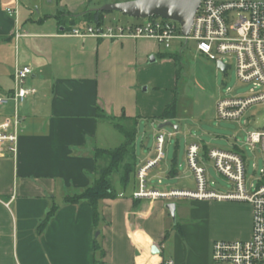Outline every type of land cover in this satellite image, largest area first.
<instances>
[{
	"label": "crops",
	"instance_id": "obj_1",
	"mask_svg": "<svg viewBox=\"0 0 264 264\" xmlns=\"http://www.w3.org/2000/svg\"><path fill=\"white\" fill-rule=\"evenodd\" d=\"M119 1L0 0V95L13 90L18 66L32 67L26 86L36 89L20 106L16 153L0 156V264H213L216 240L252 236L253 207L242 201L136 198L139 168L156 155L137 164L117 197L99 201L97 220L87 200L66 202L67 194L99 176L94 149L110 148L102 125L115 128L114 120L123 116H139V126L143 119L154 124L178 115L177 105L174 115L161 118L178 93L177 60L164 55L180 49H164L154 38L64 35L70 30L59 23L61 11L80 16ZM11 115V107L0 108V120ZM165 161L148 169V188H196L193 171L182 172L176 154L171 166ZM180 199H191L193 207L180 206ZM169 202L182 221L174 224L178 230L166 256ZM54 203L56 213L40 230Z\"/></svg>",
	"mask_w": 264,
	"mask_h": 264
},
{
	"label": "built area",
	"instance_id": "obj_2",
	"mask_svg": "<svg viewBox=\"0 0 264 264\" xmlns=\"http://www.w3.org/2000/svg\"><path fill=\"white\" fill-rule=\"evenodd\" d=\"M15 11V8H8L9 13ZM64 35L111 40L154 38L166 49L178 44L181 47L180 52L193 40L198 52L216 63H224L222 56L233 54L239 78L244 82L253 83L245 97L220 99L217 102L219 117L237 118L242 116L251 104L264 101V0H202L187 36L182 33L177 21L158 16L142 18L138 22L122 23L111 20L103 24H81ZM21 36L20 32H16L17 38ZM32 72L30 65L18 66L13 75V90L0 95V108H12V115L0 120V156L17 151L21 130L20 106L30 95L36 93L35 88L26 86ZM156 139V157L139 168V187L134 196H182L199 200H235L251 203V238L216 240L213 244V264H264V167L261 179L254 188H248L247 157L244 152L217 147L205 150L200 143L192 142L187 148V159L195 176L196 188L173 189L168 192L150 189L147 186V171L166 157V134L159 131ZM247 142L252 149L259 145L264 155V127L250 132ZM207 161H211L217 172L232 182L233 189L228 192L211 189L205 165ZM167 264H172V261Z\"/></svg>",
	"mask_w": 264,
	"mask_h": 264
},
{
	"label": "rangeland",
	"instance_id": "obj_3",
	"mask_svg": "<svg viewBox=\"0 0 264 264\" xmlns=\"http://www.w3.org/2000/svg\"><path fill=\"white\" fill-rule=\"evenodd\" d=\"M106 16L107 21L118 20L122 23L138 22L142 19L118 11L107 12ZM163 48L165 49V47ZM180 48L178 44L172 46L173 50L176 49L175 51H178ZM222 59L225 64L231 65L226 72L220 69L215 61L199 53L195 41H189L182 52V58L178 64L179 74L176 80L178 85V115L176 118L170 120L178 128L166 126L159 129L158 126L161 122L152 124L145 119L141 120L138 126L136 141L138 163L149 156L157 154L156 136L159 131L166 134V161H169L168 163L171 166L176 154L177 165L182 172L185 169L191 170L187 159V148L191 142L195 141L209 148L217 147L223 149H232L237 145V147L244 151L247 157L246 180L248 188H254V185L262 177L264 155L259 145L255 149H252L247 139L250 132L264 127V101L251 104L247 111L237 118L219 117L217 114V102L220 99L226 97H245L253 87V83L244 82L239 78L236 69V59L233 54L224 55ZM102 129L109 136V141H107L105 146L116 147L122 143L123 135L111 124L107 126L102 125ZM130 160L129 157H126L119 167L120 170L112 175L113 184L117 190L118 188H123L119 182L120 175L123 174V168H126L127 162ZM205 165L208 169L211 189L217 192H228L233 189L232 182L218 173L211 161H207ZM106 166L107 162L105 160L99 161V168H105ZM153 183L159 188H164L165 186V183H159L158 179ZM68 191L71 193L74 190ZM190 200L180 199L177 201L180 206L190 208L192 205ZM212 200L217 201L216 199ZM243 203L252 206L247 201ZM170 220L173 221L171 230L169 231L170 235L164 242L166 256L169 249L172 248L174 234L178 230L174 227V224L182 221L180 217L178 219L177 214L175 220L173 217H170Z\"/></svg>",
	"mask_w": 264,
	"mask_h": 264
},
{
	"label": "trees",
	"instance_id": "obj_4",
	"mask_svg": "<svg viewBox=\"0 0 264 264\" xmlns=\"http://www.w3.org/2000/svg\"><path fill=\"white\" fill-rule=\"evenodd\" d=\"M105 11H101L100 9H93V10H86L84 13H82L80 16H76L70 12L64 13L60 12L57 15V18L59 20V23L61 26H65L66 30H72L74 26H77L79 21L85 22V23H96V24H103L107 20L105 18L106 16ZM171 56L174 59L177 60V63L179 64V61L182 58V52L177 53H169L165 54L164 56ZM178 74H179V68H178ZM177 109V92L174 96V98L168 103L166 106L164 113L161 118H167L171 115H174L176 113ZM98 117H102L103 113L100 109H98ZM115 119V118H114ZM138 119L139 116L136 117H125L118 120H114V126L123 135V141L116 147H110V148H104V147H96L94 149V157L99 162L100 160H105L107 162V166L105 168H99L98 164V170L99 176L92 182L91 185L84 188L83 190L79 192H75L73 194H67L65 197L66 202L68 203H78L82 200H87L90 202V204L93 207L94 215L97 220L99 217V211H98V203L102 199L106 198H115L118 196L119 192L116 189V187L113 184L112 175L115 172H118L120 170V165L122 162L126 159V157H129L131 162H127L126 168H123V174L120 175V183L121 186L126 189L131 181L132 174L135 172V169L137 167L138 161L136 157V149H135V143L137 139L138 134ZM205 150H207L209 147L204 145ZM232 150L238 151V152H244L241 150L237 145L232 148ZM58 209L57 204H53L50 208V210L47 212L44 219L41 220L39 229L43 230L44 227L48 224L50 219L53 217V215L56 213ZM177 226H180L177 224Z\"/></svg>",
	"mask_w": 264,
	"mask_h": 264
},
{
	"label": "water",
	"instance_id": "obj_5",
	"mask_svg": "<svg viewBox=\"0 0 264 264\" xmlns=\"http://www.w3.org/2000/svg\"><path fill=\"white\" fill-rule=\"evenodd\" d=\"M201 2L202 0H126L106 3L98 9L105 12L118 11L137 18L158 16L171 19L180 24L182 33L187 36L191 31L195 15ZM217 65L224 72L231 67L230 65L224 64L222 61H219ZM166 126L177 128L171 121L167 120L161 122L158 128L161 129ZM166 208L175 220L176 203L169 202L166 204Z\"/></svg>",
	"mask_w": 264,
	"mask_h": 264
}]
</instances>
